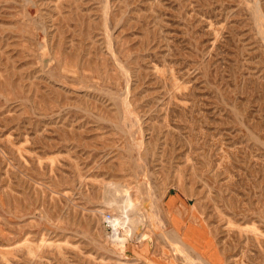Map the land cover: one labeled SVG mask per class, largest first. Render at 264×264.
I'll list each match as a JSON object with an SVG mask.
<instances>
[{"label":"rangeland","instance_id":"374dc122","mask_svg":"<svg viewBox=\"0 0 264 264\" xmlns=\"http://www.w3.org/2000/svg\"><path fill=\"white\" fill-rule=\"evenodd\" d=\"M0 264H264V0H0Z\"/></svg>","mask_w":264,"mask_h":264},{"label":"bare ground","instance_id":"6f19581e","mask_svg":"<svg viewBox=\"0 0 264 264\" xmlns=\"http://www.w3.org/2000/svg\"><path fill=\"white\" fill-rule=\"evenodd\" d=\"M111 190V189H110ZM129 190V189H128ZM125 190L118 191L119 193L116 196V200H118V203L125 209L124 215L122 218L116 217L112 220L114 226H121L123 230V234L127 235L129 238H124L120 232L115 234V240L118 242H122L123 244L129 243L130 240H132L134 237L135 239H139L143 236H145L143 231H139L140 226L145 224L146 220H150V218L155 220V216L153 212L149 210H143L138 203L133 202L134 196L133 193ZM115 200V199H114ZM114 202V201H113ZM118 204V205H119ZM119 210V209H118ZM121 219V220H120ZM136 221V223H134ZM155 223V222H154ZM136 226V227H135ZM135 227V228H134ZM165 237L169 240L170 244H172L174 247L179 248H185L186 244L183 240V237L178 229H176L172 233H163ZM171 245V246H172Z\"/></svg>","mask_w":264,"mask_h":264},{"label":"built area","instance_id":"2783aa9c","mask_svg":"<svg viewBox=\"0 0 264 264\" xmlns=\"http://www.w3.org/2000/svg\"><path fill=\"white\" fill-rule=\"evenodd\" d=\"M110 217H111V215L109 214V215L107 216V220H109V219H110Z\"/></svg>","mask_w":264,"mask_h":264}]
</instances>
